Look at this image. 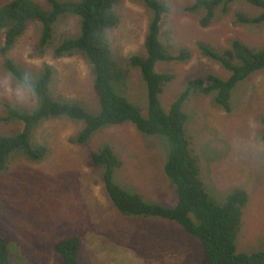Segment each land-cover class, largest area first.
Returning <instances> with one entry per match:
<instances>
[{
	"label": "rangeland",
	"instance_id": "1",
	"mask_svg": "<svg viewBox=\"0 0 264 264\" xmlns=\"http://www.w3.org/2000/svg\"><path fill=\"white\" fill-rule=\"evenodd\" d=\"M33 1L46 9L52 7L50 0ZM164 1L171 9L162 28V43L174 55L182 49L191 55L187 62L156 64V72L174 77L161 95L168 113L190 80L206 73L224 80L230 76L218 62L202 54L201 43L223 51L239 40L261 50L264 23L238 22L237 13L254 18L262 10L233 2L226 10L224 6L218 8L210 25L203 27V13L186 11L192 0ZM11 2L0 0V12ZM116 14L119 24L109 33L113 56L121 61L133 55L146 57L149 8L135 0H122ZM53 28V39L42 49L43 25L30 21L6 56L1 53L0 29L1 137L12 138L23 125L16 120L8 122L9 114H31L40 104L36 95L18 82L14 70L29 80L53 70L49 91L55 101L76 103L92 112L99 108L89 61L82 54L62 59L54 56V38L75 37L79 32L77 21L68 17ZM7 60L12 69L6 66ZM130 71L126 96L147 117L146 84L139 69ZM216 96L217 92L191 94L183 108L188 116L186 132L193 136V154L200 160L202 181L215 202L223 203L239 188L247 191L249 202L242 210L239 236L249 252L256 244L264 243V69L235 87L231 112L215 103ZM81 129L79 121L50 118L33 135L35 142L50 147L44 161L31 162L24 152L6 158V168L0 172V232L6 238L12 264H58L56 242L74 235L82 238L81 264H206L200 241L176 222L122 215L106 194L101 168L91 160L92 151L110 145L124 162L120 170L124 178L119 181L124 189L132 192V187L148 203L173 207L177 196L164 171L169 143L159 137L147 140L134 125L127 124L109 127L95 134L87 145H80L73 139Z\"/></svg>",
	"mask_w": 264,
	"mask_h": 264
},
{
	"label": "trees",
	"instance_id": "2",
	"mask_svg": "<svg viewBox=\"0 0 264 264\" xmlns=\"http://www.w3.org/2000/svg\"><path fill=\"white\" fill-rule=\"evenodd\" d=\"M50 1L52 7L47 9L33 0H12L2 9L1 53L6 56L30 21L43 25V49L53 39V26L56 27L59 21L68 17L72 20L74 18L79 32L71 38H54V56L62 59L82 54L89 61L99 108L92 112L76 103L55 101L49 91L53 70L42 74L37 80L22 78L14 70L13 74L19 78L18 82L28 92L35 94L40 104L31 114H9L8 122L16 120L23 125L12 138L0 136V172L6 168V158L14 152H24V156L35 163L42 162L49 156L50 147L35 142L33 135L37 127L50 118H68L81 122L82 129L73 139L80 145H87L95 134L109 127L132 124L143 138L148 140L159 137L169 143L166 145L169 148L166 151L164 171L175 190L177 203L173 207L148 203L132 187H129L132 192L124 189L119 182L124 178L120 176L122 161L114 149L106 144L98 151L91 152V160L101 168L106 194L115 208L127 217L160 218L181 225L188 235L200 241L206 264H264V243L256 244L252 250L246 252V242L239 236L242 210L249 202L247 191L239 188L230 193L223 203L212 199L201 178L200 160L193 154V136L187 135L188 116L183 109L192 93L217 92L216 103L226 112H231V98L235 87L264 69V49H254L239 40L232 41L229 48L223 51L201 43L202 54L220 63L231 75L224 80L215 74L206 73L202 78L190 80L167 113L161 95L174 77L156 72V64L187 62L191 57L186 49H182L175 56L161 41L162 28L171 9L168 1L135 0L147 6L151 13L145 40L146 57L133 55L128 60L122 59L127 62L113 56L114 50L109 36L110 31L119 24L116 9L122 0H80L77 3ZM192 1L193 4L186 11L203 13L200 21L203 27L210 25L218 8L224 6L226 10L227 5L233 2H244L262 10V14L254 18L239 12L238 22L244 25L264 23V0ZM41 54H44L43 50ZM6 66L13 68L8 60ZM131 68L140 70L147 87V117L143 116L141 107L126 96ZM14 110L10 108V111ZM2 121L4 118L0 117V122ZM262 139L264 140V134ZM213 194L218 199L215 192ZM81 247L82 238L79 235L58 240L54 246L58 264H81ZM8 251L6 238L0 232V264H12Z\"/></svg>",
	"mask_w": 264,
	"mask_h": 264
},
{
	"label": "clouds",
	"instance_id": "3",
	"mask_svg": "<svg viewBox=\"0 0 264 264\" xmlns=\"http://www.w3.org/2000/svg\"><path fill=\"white\" fill-rule=\"evenodd\" d=\"M175 56H176V55H175ZM216 62H217V61H216ZM219 64H220V63H219ZM220 65H221V64H220ZM221 67H222V66H221ZM210 74H212V73H210ZM230 75H231V73H230ZM229 77H230V76H229ZM229 77H228V78H229ZM228 78H227V79H228ZM227 79H226V80H227ZM205 95H207V94H205ZM231 99H232V98H231ZM3 102H4V101H3ZM215 103H216V101H215ZM216 104H217V103H216ZM263 134H264V131H263V133H262V136H263ZM261 139H262V138H261ZM262 140H263V139H262ZM263 141H264V140H263ZM121 161H122V160H121ZM123 164H124V162L122 161L121 169L123 168Z\"/></svg>",
	"mask_w": 264,
	"mask_h": 264
}]
</instances>
